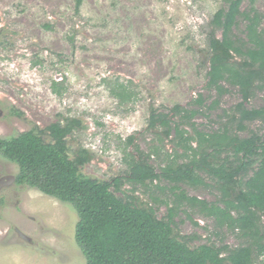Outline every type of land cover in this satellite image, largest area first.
<instances>
[{"label":"rangeland","instance_id":"rangeland-1","mask_svg":"<svg viewBox=\"0 0 264 264\" xmlns=\"http://www.w3.org/2000/svg\"><path fill=\"white\" fill-rule=\"evenodd\" d=\"M222 3L82 0L77 12L76 0H0V137L78 118L86 128L69 137V145L93 155L82 173L110 181L126 177L127 162L137 156V147L146 154L163 147L173 155L171 138L149 128L151 108L168 112L177 104L197 107L200 113L193 122L198 131L218 130L223 111L240 102L237 90L230 87L218 98L207 86L208 67L199 64L207 24ZM243 5L248 8L250 0ZM255 8L264 15V0H256ZM47 24L52 29H46ZM54 83L61 94L53 92ZM199 95L203 107L194 103ZM262 96L257 94L250 106H261ZM249 128L258 130L259 123ZM186 129L193 134L190 125ZM167 160L161 151L150 164L160 171ZM17 174V165L0 157V264H87L75 239L79 217L74 207L7 179ZM123 182L118 197H134L155 207L160 219L170 214L172 184ZM180 186L210 202L219 196L212 187ZM173 214L176 233L201 237L192 244H241L198 210L183 207Z\"/></svg>","mask_w":264,"mask_h":264},{"label":"trees","instance_id":"trees-1","mask_svg":"<svg viewBox=\"0 0 264 264\" xmlns=\"http://www.w3.org/2000/svg\"><path fill=\"white\" fill-rule=\"evenodd\" d=\"M222 1L207 24L199 64L208 67L207 86L218 98L230 87L237 90L240 102L223 111L218 130L198 131L193 122L200 113L197 107L177 104L168 112L151 108L149 128L171 138L173 155L163 147H153L147 154L137 147V156L131 155L127 162L126 177L110 181L82 173L93 155L69 145L68 138L86 128L78 118L0 137V157L18 167L16 185L38 189L77 211L75 239L87 264H264V15L255 8L256 0H250L248 8L245 0ZM81 5L82 0H76L77 12ZM45 28L52 29L48 24ZM58 86L52 85L55 94L62 92ZM113 94L120 96L115 88ZM257 94L263 95L262 105L252 107ZM194 103L203 107V96ZM255 122L259 128L251 130L249 125ZM133 140L130 137L128 143ZM161 151L168 160L157 171L150 160ZM123 178L142 186L157 181L172 184L170 214L160 219L155 207L134 197H118ZM180 185L212 187L219 196L210 202L190 196ZM183 207L213 219L218 231L226 229L241 244H192L201 237L175 232L173 212Z\"/></svg>","mask_w":264,"mask_h":264},{"label":"water","instance_id":"water-1","mask_svg":"<svg viewBox=\"0 0 264 264\" xmlns=\"http://www.w3.org/2000/svg\"><path fill=\"white\" fill-rule=\"evenodd\" d=\"M12 180L14 181V178H13ZM18 233H19V235H20L22 238L27 239V238L25 237L24 234H22L21 232H18Z\"/></svg>","mask_w":264,"mask_h":264},{"label":"flooded vegetation","instance_id":"flooded-vegetation-1","mask_svg":"<svg viewBox=\"0 0 264 264\" xmlns=\"http://www.w3.org/2000/svg\"><path fill=\"white\" fill-rule=\"evenodd\" d=\"M0 115H1V113H0ZM7 179H9V181H13L12 179H10V178H7ZM4 182V181H3ZM5 183V182H4ZM12 183V182H11Z\"/></svg>","mask_w":264,"mask_h":264},{"label":"clouds","instance_id":"clouds-1","mask_svg":"<svg viewBox=\"0 0 264 264\" xmlns=\"http://www.w3.org/2000/svg\"><path fill=\"white\" fill-rule=\"evenodd\" d=\"M12 182H15V178H14V181H12Z\"/></svg>","mask_w":264,"mask_h":264}]
</instances>
